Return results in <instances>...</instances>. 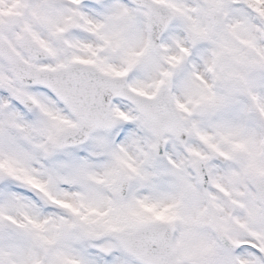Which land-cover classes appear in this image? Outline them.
Listing matches in <instances>:
<instances>
[{
  "label": "snow or ice",
  "instance_id": "obj_1",
  "mask_svg": "<svg viewBox=\"0 0 264 264\" xmlns=\"http://www.w3.org/2000/svg\"><path fill=\"white\" fill-rule=\"evenodd\" d=\"M0 264H264V0H0Z\"/></svg>",
  "mask_w": 264,
  "mask_h": 264
}]
</instances>
